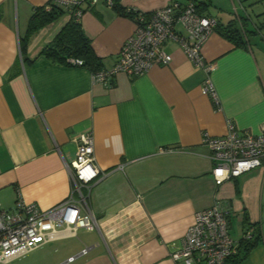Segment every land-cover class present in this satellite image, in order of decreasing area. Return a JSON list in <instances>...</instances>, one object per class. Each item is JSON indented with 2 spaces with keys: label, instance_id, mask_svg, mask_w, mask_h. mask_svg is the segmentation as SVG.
<instances>
[{
  "label": "crops",
  "instance_id": "1",
  "mask_svg": "<svg viewBox=\"0 0 264 264\" xmlns=\"http://www.w3.org/2000/svg\"><path fill=\"white\" fill-rule=\"evenodd\" d=\"M50 1L0 0V205L12 209L21 197L48 209L66 199L76 137L90 131L95 164L105 176L81 187L79 206L97 226H57L37 238L35 249L1 264H171L170 252L194 213L214 202L228 208L234 240L248 227L258 228L260 240L242 264H264V164L216 185L211 151L202 142L203 132L221 136L230 123L261 132L264 12H249L241 3L243 11L226 18L210 10L220 0H210L202 12L222 25L232 21L244 39L237 45L214 29L200 48L214 65L209 74L217 107L202 93L205 72L173 40L164 45L168 64L134 76L117 72L110 85L95 81L86 67L45 57L42 49L68 22L69 12L25 43L23 37L33 8ZM169 1L121 3L150 12ZM82 7V29L102 68H109L135 23L103 1ZM85 246L90 248L81 253ZM70 256L75 258L67 261Z\"/></svg>",
  "mask_w": 264,
  "mask_h": 264
},
{
  "label": "built area",
  "instance_id": "2",
  "mask_svg": "<svg viewBox=\"0 0 264 264\" xmlns=\"http://www.w3.org/2000/svg\"><path fill=\"white\" fill-rule=\"evenodd\" d=\"M82 1L54 0L70 11L72 7L80 6ZM90 1L95 4L100 0ZM105 3L112 6V0ZM72 13L79 20L83 10L77 7ZM133 21L134 33L124 41L114 64L93 72V79L110 85L112 76L117 72L134 76L145 73L153 65H166L171 60V54L164 45L173 40L190 61L205 72L202 93L210 96L218 107V96L209 74L214 65L206 61L200 51L216 20L200 12L192 1L180 3L171 0L154 9L149 16L137 12ZM68 61L73 65L82 64L76 58H69ZM76 142L75 165L71 170L72 189L66 199L48 209H41L37 203L26 202L21 197L17 198L12 209L0 205V264L35 249L37 238L45 239L57 226L73 231L78 227L90 230L97 226L92 214L81 211L79 203L84 200L81 187L97 181L105 173H101L95 164L93 134L84 131L76 137ZM202 142L211 151L212 176L216 185L264 164V124L260 133L252 134L240 131L230 123L227 132L221 136L203 132ZM75 192H78V198ZM228 216V208L218 202L196 211L179 245L170 252L171 264H231L238 241L230 234ZM252 234L247 229L242 237L249 239ZM89 248L83 247L81 253H86ZM74 258L70 256L67 261Z\"/></svg>",
  "mask_w": 264,
  "mask_h": 264
},
{
  "label": "trees",
  "instance_id": "3",
  "mask_svg": "<svg viewBox=\"0 0 264 264\" xmlns=\"http://www.w3.org/2000/svg\"><path fill=\"white\" fill-rule=\"evenodd\" d=\"M100 1H103L104 3L106 2V0ZM84 2L90 3L91 1L83 0L80 6L72 7L71 11L56 4L54 0L45 5L35 6L28 19L23 43H25L30 35L55 20L60 14L69 12L70 19L55 35L52 41L53 44L51 43L44 47L41 54L52 61L66 65H73L68 61L69 58L80 59L82 61L80 66L86 67L93 72L101 69L103 67L101 57L94 52L91 39L85 34L79 20L75 19V16L72 13L77 7H80L83 10L82 4ZM192 2L200 12H203L210 5V0H194ZM112 8L118 14L131 19H133L135 14L139 12V10L137 11L131 7L122 5L121 0H112ZM140 12H142L145 16H149L152 11ZM214 29L237 45L244 43L242 32L234 26L232 21H229L226 25H222L216 21L213 30ZM247 229H250L253 233L252 237L249 239L241 237L238 240L236 253H234L230 259L231 264H242L250 250L254 248L260 240L261 234L258 228L250 226Z\"/></svg>",
  "mask_w": 264,
  "mask_h": 264
},
{
  "label": "rangeland",
  "instance_id": "4",
  "mask_svg": "<svg viewBox=\"0 0 264 264\" xmlns=\"http://www.w3.org/2000/svg\"><path fill=\"white\" fill-rule=\"evenodd\" d=\"M262 1L264 0H220L219 2V7H211L210 10L214 12H219L222 13L223 17H237L236 12H241L243 11V7L241 3L249 9V12L251 10L257 11V10H262L264 12V4H262ZM240 14V13H239ZM264 14H261V16ZM61 241L57 242H52L49 245L46 244L43 247H52L54 245H59Z\"/></svg>",
  "mask_w": 264,
  "mask_h": 264
},
{
  "label": "water",
  "instance_id": "5",
  "mask_svg": "<svg viewBox=\"0 0 264 264\" xmlns=\"http://www.w3.org/2000/svg\"><path fill=\"white\" fill-rule=\"evenodd\" d=\"M53 44V43H52Z\"/></svg>",
  "mask_w": 264,
  "mask_h": 264
}]
</instances>
